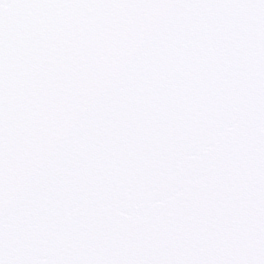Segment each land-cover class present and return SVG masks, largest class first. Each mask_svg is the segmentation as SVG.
Wrapping results in <instances>:
<instances>
[{"label":"snow or ice","instance_id":"snow-or-ice-1","mask_svg":"<svg viewBox=\"0 0 264 264\" xmlns=\"http://www.w3.org/2000/svg\"><path fill=\"white\" fill-rule=\"evenodd\" d=\"M0 264H264V0H0Z\"/></svg>","mask_w":264,"mask_h":264}]
</instances>
